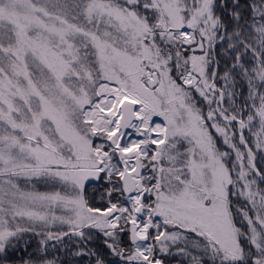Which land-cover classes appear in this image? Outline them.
Masks as SVG:
<instances>
[{
    "label": "snow or ice",
    "instance_id": "6c2138e0",
    "mask_svg": "<svg viewBox=\"0 0 264 264\" xmlns=\"http://www.w3.org/2000/svg\"><path fill=\"white\" fill-rule=\"evenodd\" d=\"M0 264H264V0H0Z\"/></svg>",
    "mask_w": 264,
    "mask_h": 264
}]
</instances>
